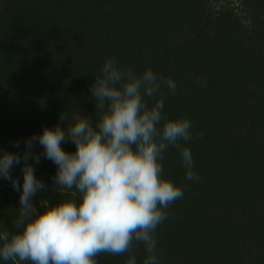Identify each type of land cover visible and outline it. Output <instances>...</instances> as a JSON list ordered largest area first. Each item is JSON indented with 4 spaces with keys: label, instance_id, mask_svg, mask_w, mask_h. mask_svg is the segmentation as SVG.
I'll list each match as a JSON object with an SVG mask.
<instances>
[{
    "label": "trees",
    "instance_id": "16d2710c",
    "mask_svg": "<svg viewBox=\"0 0 264 264\" xmlns=\"http://www.w3.org/2000/svg\"><path fill=\"white\" fill-rule=\"evenodd\" d=\"M237 2L0 0V185L104 191L7 207L0 264L9 247L24 264H264V0ZM134 167L153 196L110 189Z\"/></svg>",
    "mask_w": 264,
    "mask_h": 264
},
{
    "label": "rangeland",
    "instance_id": "374dc122",
    "mask_svg": "<svg viewBox=\"0 0 264 264\" xmlns=\"http://www.w3.org/2000/svg\"><path fill=\"white\" fill-rule=\"evenodd\" d=\"M221 6H229L236 12L240 11L237 0H210V7L213 11L217 10ZM130 177L134 178V185L126 182V180ZM123 185L127 186L128 193H121ZM158 187L159 185L155 180L146 174L139 172L137 167H134L122 178L118 179L110 189L120 192L122 196L126 197L127 199H132L139 197H151L154 195V192L156 189H158ZM55 191L67 194L72 200L98 198L104 193L102 190L88 187L86 185H80L72 181L52 185L47 189L43 187L42 183H38V186L31 194H27L23 187H18L16 184L0 185V217L7 207L14 203L30 202L32 204H38L43 202L49 193ZM4 239L6 240V238ZM9 248L15 263L24 264L23 259L20 256L14 254L11 250V247Z\"/></svg>",
    "mask_w": 264,
    "mask_h": 264
}]
</instances>
